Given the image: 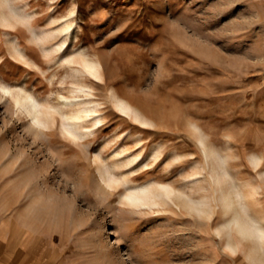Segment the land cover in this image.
Instances as JSON below:
<instances>
[{"label": "rangeland", "instance_id": "rangeland-1", "mask_svg": "<svg viewBox=\"0 0 264 264\" xmlns=\"http://www.w3.org/2000/svg\"><path fill=\"white\" fill-rule=\"evenodd\" d=\"M2 263L264 264V0H0Z\"/></svg>", "mask_w": 264, "mask_h": 264}, {"label": "bare ground", "instance_id": "bare-ground-1", "mask_svg": "<svg viewBox=\"0 0 264 264\" xmlns=\"http://www.w3.org/2000/svg\"><path fill=\"white\" fill-rule=\"evenodd\" d=\"M8 15V14H7ZM24 17V16H23ZM71 27H72V24L71 23H69V21H67V23H66V27H65V30H70L71 29ZM69 38V37H68ZM30 101H31V105H32V108H33V117L35 118V119H37V120H40V110L38 109V104H37V102L35 101V100H32L31 98L29 99ZM77 104V103H76ZM80 106V105H79ZM79 108V107H78ZM32 110V109H31ZM74 110V109H73ZM82 110H84L83 108H82ZM83 112V111H82ZM72 114V113H71ZM75 114V113H74ZM79 114H81V109L80 110H78L77 111V115H79ZM73 115V114H72ZM81 116V115H80ZM84 116V115H83ZM87 116V115H86ZM85 117V116H84ZM84 117H81V120H82V118H84ZM71 118H73V117H71ZM74 119V118H73ZM75 119H79V118H77V117H75ZM74 122V121H73ZM73 122H71V125H72V123ZM74 123H76V122H74ZM73 123V124H74ZM80 123V122H79ZM82 123V122H81ZM76 124H78V123H76ZM81 128V127H80ZM79 134H80V132H79ZM79 134H77V135H79ZM87 134V133H86ZM110 144V143H109ZM102 146V145H101ZM100 146V147H101ZM99 148V147H98ZM102 148V147H101ZM103 149V148H102ZM99 151H101V150H99ZM118 151V150H117ZM101 153V152H100ZM113 153V152H112ZM116 154V153H115ZM114 155V154H113ZM118 155V154H117ZM116 155V156H117ZM107 156H109V154L107 155ZM112 156V155H111ZM115 156V155H114ZM208 156V155H207ZM106 159H107V157H105ZM113 158V157H112ZM108 160H110V159H108ZM114 160V159H113ZM113 160L110 162V163H112L113 162ZM115 161V160H114ZM118 161V160H117ZM116 161V162H117ZM124 162V161H123ZM127 162V161H126ZM107 163V162H106ZM105 163V164H106ZM109 163V165H111ZM119 163V162H118ZM129 162H127V164L126 165H129L128 164ZM121 164H123V163H121ZM109 165H106V166H109ZM120 165V164H119ZM124 166V165H123ZM122 167V166H121ZM115 169H116V167H114ZM118 168H120V166L118 167ZM109 169V170H108ZM132 169V168H131ZM110 166L109 167H107L106 168V172H105V179H107L108 177H107V174H108V172L109 173H111L110 172ZM122 171V170H121ZM112 175H116V172L114 171V170H112V173H111ZM109 175V177L110 176H112V175ZM117 174L119 175V173L117 172ZM111 178V177H110ZM109 178V179H110ZM130 193H129V195H128V197L131 199V200H133V201H138V200H141V199H143L144 197H146V196H149V194H150V189H149V186H131L130 187ZM144 203V202H143Z\"/></svg>", "mask_w": 264, "mask_h": 264}, {"label": "crops", "instance_id": "crops-1", "mask_svg": "<svg viewBox=\"0 0 264 264\" xmlns=\"http://www.w3.org/2000/svg\"><path fill=\"white\" fill-rule=\"evenodd\" d=\"M3 264V263H2Z\"/></svg>", "mask_w": 264, "mask_h": 264}]
</instances>
